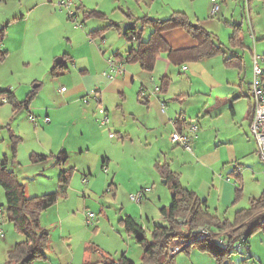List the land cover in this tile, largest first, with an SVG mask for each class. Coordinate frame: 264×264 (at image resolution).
I'll return each instance as SVG.
<instances>
[{"label": "crops", "instance_id": "1", "mask_svg": "<svg viewBox=\"0 0 264 264\" xmlns=\"http://www.w3.org/2000/svg\"><path fill=\"white\" fill-rule=\"evenodd\" d=\"M10 1L0 0L1 12L5 11ZM18 1L21 4V16L2 21L1 27L15 21L22 23L16 28L15 34L7 30L0 41L1 50L7 51L3 58L4 61L8 59L11 50L15 49L14 46L19 45L26 49V52L29 47L30 53H34L26 54L28 63L35 62L37 69L41 72L50 71L52 82L57 81L58 83V80L60 82L61 79L67 77L68 86L63 84L58 88L62 94L64 93L62 101L65 106L60 107L71 106L73 108L63 109L69 117L60 124L70 129L75 128L79 124V115L84 120L90 118L89 113L93 117L96 114L100 116V110L103 108L108 115L112 114V125L111 127L99 125V153L105 146L102 141L111 143L109 139L116 138V135H110V129L114 130L118 136L114 145L119 149V156L114 158L107 154L103 155L104 165L107 168L111 166V174H105L104 184H108V188L113 191V200L121 205L120 212L115 217L117 226L112 224L108 210L106 211L103 206L99 207V205L97 208V216L105 214V220L111 223L112 237L108 235L106 241L112 240L113 247L108 248L101 245V250L97 249L94 257L90 259H86L89 246L83 243L82 246L77 245L76 247L73 242L86 220V212L81 214L79 211L81 210L80 201L77 205L78 212L71 213L73 211H70L64 214L61 212L68 204L71 191L80 190L84 196L89 190L99 193L96 185L97 178L90 179L84 174L79 184L75 182L74 177L83 172L77 165L70 166L69 153L79 148L69 151L66 161L60 165L56 164V157L38 163L43 172L42 175H45L48 168L53 167L57 173V180L60 169L73 167L74 172L67 197L42 214L41 224L50 231L51 246L47 251V258L38 260L34 264H118L117 259L123 253L133 259L131 248H133L134 240L119 220L125 214H130L138 220V216H143L144 210L152 204H144L141 201L138 204L139 208L135 209L131 204L121 200L129 187L136 190L129 192L130 199H132L131 193L150 188L145 195L146 200L154 196L158 199L159 208L163 206L161 204L167 205L165 202H168L171 194L167 196L166 191L170 192L164 182L165 179L155 167L157 162L169 163L173 170L180 173L181 181L186 187L207 200V205L212 212H215L212 205L216 206V211L218 210L216 214L219 216L222 214L223 205L225 207L230 201L235 200L240 191L245 190L246 192L250 175L255 176L260 184L262 167L259 161L262 163V160L258 155L257 142L250 132L253 107L250 83L253 77L252 51L253 48L258 51L257 45H261L264 41L259 43L256 40L254 43L253 39L252 46L247 44L243 37L244 22L238 19L240 18L239 8L232 4V0H221L223 5H221L219 16L212 15L211 0H72L67 7L58 6L59 0ZM242 2L245 4L242 7V13L244 12L247 18L249 16L250 30V26L252 27L251 13L255 12L260 16L263 11H260L259 7L264 0H242ZM174 11L186 12L194 24L205 27L218 39H222V33L230 34L228 43L218 41L226 50V54L227 49L240 54L238 49L249 48L248 55L240 54L244 58V67L239 69L226 66L224 56L220 53L196 61L178 63L169 58L168 52H161L152 73L143 71L138 62L123 60L130 49L136 48L139 41L148 40L154 30L152 22H144V17L164 19L171 16ZM24 12L26 15L23 14ZM90 12H95V15H90ZM76 22L80 24L78 28L75 26ZM233 23H242V47H234L230 43ZM108 24L112 25L105 31H98L107 27ZM226 31L232 32L226 33ZM162 36L174 50L194 47L199 43L198 39L184 27L163 31ZM65 40L71 47L70 51L62 49L64 45L61 43H65ZM72 40L83 41L78 45L77 43L73 45ZM94 40L100 42L98 54L93 48ZM105 47L107 49H104ZM79 49L84 54L76 53ZM117 54L123 55V59L117 58ZM58 58L64 62V67L56 66L61 63L57 62ZM110 58L125 62L123 74L114 78L106 75ZM66 59L72 62L71 69L78 72L76 75L78 80L74 83H72L73 78H70L72 73L69 72L70 68L66 65ZM176 59V61L179 60L178 57ZM262 65L264 67V62ZM36 76L28 77L26 82L20 84L23 91H19L20 88L16 89L14 85L4 89L13 90L19 100L24 99L34 88H38V95L43 89L44 81ZM36 83L39 85L35 87ZM155 85L161 86L159 92L153 91ZM62 87H65V90H61ZM143 88H146L147 95L149 94V98L145 100H141L139 96ZM94 89L99 91V102H91V100L87 102L86 108L89 107L90 112L82 109L83 107L80 108L79 103L84 106L83 97ZM20 92H23L22 95ZM52 98L54 99L49 95L44 117L39 119L37 116V124L33 121L36 129L39 123L43 125L52 123L53 120L49 113L53 114L57 108ZM163 104L166 106L165 110H163ZM31 108L37 109L30 106L28 110ZM46 116L50 117L49 122H45ZM191 118H197L201 127L197 136L192 140L193 151L171 140L172 132L180 125L181 127L185 125L183 120L189 122ZM84 129L92 130L91 123L88 127L81 128V130ZM39 132L36 130L39 148L46 151L34 149L31 153L58 154L60 151H67L68 148L63 144L66 141L69 142L71 133L68 132L66 138L65 134L55 138L51 135L42 138ZM21 136L24 141V135ZM86 145L87 151L94 148L92 143H86ZM80 153L85 154V147L81 146ZM10 168H14V164ZM14 170L17 173V168ZM27 194L32 195V193ZM39 194L42 193L34 195ZM161 196H165V199ZM251 196V200L257 199L256 194ZM80 198L81 196L78 200ZM46 214L48 218H55L58 224L52 227L44 225L43 220ZM102 223L99 217L97 220L95 218L94 229L90 230V236H99V225ZM8 225L12 229L11 235L9 229L8 232L6 231L8 234L0 236L3 239L2 243L6 253L17 242L24 239L14 225ZM6 226L7 224L4 227Z\"/></svg>", "mask_w": 264, "mask_h": 264}, {"label": "rangeland", "instance_id": "2", "mask_svg": "<svg viewBox=\"0 0 264 264\" xmlns=\"http://www.w3.org/2000/svg\"><path fill=\"white\" fill-rule=\"evenodd\" d=\"M232 4L238 6L239 8L238 16L240 18L238 19L241 21L243 20L244 22L243 37L247 41V44L251 46L253 45L252 44L253 33L255 39L258 40L257 42L260 43L264 41V32H263L264 2L260 3L261 5L259 9L260 11H263L260 14V16L256 15L255 12L251 13L252 28L250 26V30H249V22H248L249 20L246 14H244V12L242 13V7L245 4H243L242 0H232ZM20 5L21 4L19 3L18 0H11L8 6L4 9L5 11L4 12L0 11V27L3 25L2 21L4 19L9 20L10 18L13 19L15 16H21L22 10H20L21 9ZM221 5H223L222 2ZM220 13H221V9L218 12H216V14H212V15L219 16ZM23 14L26 15L25 12ZM17 22L16 21L14 23L7 22L8 24L5 23L7 25L5 31L11 30V32L15 34L16 28L22 24L21 22L19 23V21ZM79 28L82 29V27ZM230 32L226 31V33H230ZM229 35L230 34L222 33L221 34L222 39H218L215 36L216 37L215 40H217V42L221 40L225 43H228ZM82 41L83 40H72L73 45L75 43H77L78 45ZM66 42L68 41L65 40V43H61L64 45V48L62 49L65 51H70L69 49L71 47H69ZM99 43H100L99 40L93 41V45L97 49H95L94 46L93 48L95 52H97V54L99 53L98 51ZM262 46L264 47V43H262L261 45L260 44L257 45V50L261 53H264V50H262L263 49ZM14 47L15 49L11 50L9 57L6 61H4L5 59L0 58V90L7 88L10 85H14L15 87H17L16 89L20 88L19 91H23L22 90L23 88L20 87V84L26 82V79L28 77H35L36 75H37L36 77H38L39 79L41 80L43 79L44 86L43 89L39 91V94L36 95V98H34V100L30 105L32 107H36L39 111H37V109L34 110L32 108L31 110H27L23 108L20 111L14 113L12 104L7 102L0 106V161L3 160L5 154L9 156L11 155L12 146L16 145L17 143L16 139L13 138L12 135H19V136L24 135V141L20 140V142L18 143V156L17 159H15L16 161H14V168H17V173L19 174L18 176L21 179V181L25 184L27 193H32V195H34L37 193L43 194V193L55 191L57 188L56 186L58 180L56 177L57 173L53 169V167L48 168L47 171L44 173L45 175H42L43 172L40 170L38 163H34L30 160V155L32 150L40 149L37 140L38 138L36 135V130L40 131L39 135L42 136V138H46L47 135H51L55 138L58 135H62V134H65L64 136L66 138V136L68 135L67 133L68 132L71 133V137H69V142L66 141L63 145H65V147L68 148L67 151L65 150L67 155L69 151L79 148L78 150H74L73 152L69 153L70 156L69 160H70V166L73 165L75 167V165H77L80 171L83 172L76 175V177H74V180L75 182H77V184H79V180L81 181V178L84 176V174L88 175L90 179H92V177L97 178L96 185L99 189V193L90 192L89 190L86 192L87 194L84 196V194L80 190L71 191V196L67 201L68 204L65 206V209H63L61 213L64 214L70 211H73L71 213H74V211L78 212L77 205L79 204L80 201L79 206L81 210L79 211L81 212V214H83V212L85 211L86 214L85 213L84 214L87 216V212L91 210L97 214L98 213L97 208L99 205V207L103 206L106 209V211L108 210V215L112 220V224H115V226H117L115 222L116 220L115 217H117V215L119 214L121 205L113 200L114 198L113 191L110 190V188H108V184L106 185L104 184L105 176H106L105 174L106 173H108L107 175L111 174V166L110 167L108 166L107 168V166L104 165L105 163L103 162V159H105L103 155L107 154L112 158H114L115 156H119V149L114 145L118 138L116 132L110 129V131L116 135L115 139H109L111 143L109 141L101 140L102 144H104L105 146L103 147L102 152L99 153V128L100 126L103 127V125H101L99 123V120L97 119L99 117L98 114H96L95 117H93L92 114L89 113L90 118L89 119L86 118L85 120L81 117V115H79L78 116L79 126L77 125L75 128L72 129L68 128V126L64 127L62 124H60V122H64L63 120L68 119L69 117L67 114H65L63 109L66 108L65 110H67L69 108H73L71 106L60 107V106H65V103H63L64 101H62V96L64 93L62 94V92H60L58 88L63 84L68 86V84L66 83L67 77L61 79L60 82L58 80V83L57 81L52 82L50 71L41 72L37 69V64H35V62L28 63L26 54L30 55L31 53H34V52L30 53L29 47H27L28 48L27 52L26 49L20 47L19 45ZM104 49L107 48L105 47ZM238 51L240 52V54L245 53L246 55H248V52H250L249 48L247 47L245 49H238ZM76 53L80 55L84 54L80 49L77 50ZM232 53H233L232 51L227 49V55H230ZM65 61L67 63L66 65H68L70 68L69 72L72 73V75H70V78H73L72 83H74L78 80V78H76L78 72L76 70L71 69V66L73 65L71 61H69L68 59H66ZM20 93H21L20 95H22L23 92ZM49 95L54 97V99L52 98V101L53 104L57 106L53 114L49 113L53 121L50 125H43L39 123L38 124L39 126L36 129L35 124L30 119L29 115L32 113L36 117L38 116L39 119L44 117V115L46 114V107H47L46 105L49 103L47 101L49 100ZM21 97L23 98L24 96ZM94 101L95 99L91 98V102ZM86 104L87 103H84V106H82L83 104L79 103V107L80 108L83 107L82 109H87V111L90 112L89 107L86 108L87 106ZM109 115H110L109 116L110 124L108 127H111L112 114ZM54 120L57 121L55 122ZM89 123H91L92 130H88V129L81 130V128H83L84 126L88 127ZM55 142L57 141L55 140ZM86 143H92V146L94 148H92V150L90 151H87ZM81 146L85 147L84 155L80 153ZM40 151H46V150L40 149ZM40 153H44V152H40ZM259 164L262 167V173H261L262 175L259 178L260 184L256 181L257 178L255 176L250 175V178L247 181L246 192L245 190L240 191V193L237 194L235 200L230 201V203L225 207L223 205L222 214H220V216L216 214L218 212V210L216 211V206L212 205V209L215 211L213 213H215V215L218 216L220 220L234 221L237 211L243 208L252 207L253 199L251 200L250 198L252 197L251 195L256 194L258 199V197H260L264 193V191L262 192V189L264 188V162L262 161L261 163L259 161ZM10 166H13V164H10ZM106 168L108 170H106ZM159 182L165 184L164 182L161 181ZM131 191H136V190L132 189V187H129L127 192L124 194L123 200L121 201L124 203L126 202L131 204L135 209L136 207L139 208L138 207L139 203L130 199L128 196L129 192ZM158 192L161 193V190L159 191L158 189ZM166 192H167V196H170L169 194L171 193H168V191ZM79 196H81V198L78 200ZM163 199H165V196L163 197ZM171 200H172V195L170 196V199H168V202L165 203L169 205ZM0 203H3L4 205L6 204L4 189L1 186H0ZM142 203L152 204L150 205V207L147 206L146 209L144 208L145 210L143 212V216L140 215L138 216V220L144 226L145 230L147 231V235L150 238L152 234V230L154 229L155 225H159V224L166 225L167 220L160 212V208L157 206L158 199L156 197L152 196L147 200L146 197H144ZM261 214H262V208H255L254 211L249 216L245 217L242 220V222L246 223L247 221H251V219L258 217ZM98 217L99 220L103 222L102 225H99L100 226L99 236L97 237L90 236L89 234L90 230L94 229L95 224L88 225L86 223V220H84L85 224L83 223V227L81 228V231L77 233L78 235L73 240L76 247L77 245L82 246L83 243H86V246H89L86 252V259H90L94 257L96 250L97 249L98 251L99 249L101 250V245L102 247H108V248L113 247L112 240L106 241V239H108V235L112 237L111 223L107 219L105 220V214L104 215L100 214V216L96 217V220L98 219ZM43 223L47 227H52V225L56 226V224H58L56 223L55 218L52 217L48 218L47 214L44 217ZM5 224H7L6 227H4ZM8 224L13 225L12 222L5 219L3 228L5 234H8L6 233V231L8 232V230L10 229L9 234L11 235L12 229L11 226ZM211 228L212 231L214 230L215 232H217L215 236L211 238H221L222 235H225L224 232L229 231L228 228L219 229V227L217 226L214 227L211 226ZM131 236H132L131 237L132 240H134L133 248H131V257L137 263H140L143 254V248L141 247L140 244L137 243L135 237L133 235ZM2 241L3 239L0 237V264H8L6 263L7 253L4 250L5 247H3ZM184 241L187 242L186 243L183 242L181 247H184L188 242H190V240L188 239ZM130 245H131V241H130ZM204 245H205L204 243L196 241L191 244V247L188 250L182 249L181 251L177 252L176 264H260L261 262L264 263V226L257 227L254 230L253 234L251 235L250 246H249L250 254L248 253L243 254L242 252L235 251L231 254H225L222 257V259L219 260L217 255H215V252H217L220 249L219 248L207 249L204 247ZM222 247L223 246H221L220 248ZM250 255L252 256L250 257ZM37 264H41V263H37Z\"/></svg>", "mask_w": 264, "mask_h": 264}, {"label": "trees", "instance_id": "3", "mask_svg": "<svg viewBox=\"0 0 264 264\" xmlns=\"http://www.w3.org/2000/svg\"><path fill=\"white\" fill-rule=\"evenodd\" d=\"M90 15L94 16L95 12H90ZM143 20L144 22L151 21L154 26L149 39L139 41L137 47L130 49L125 57L117 54V58L121 57L123 59L124 57L123 60L126 62L135 61L140 63L143 71L152 73L155 70L157 57L161 52H168L169 58L178 63L189 60L196 61L220 53L224 56V64L226 66L237 67L239 69L244 67L242 55L235 53L227 55L224 47L220 42L215 40V35L198 24L194 27V23L186 12L174 11L171 16L164 19H149L144 17ZM110 25L112 24H108L107 27L98 31H105ZM6 26L0 28V41L6 34ZM176 27H184L192 33L198 39V45L181 50L171 48L163 38L162 32ZM232 27L233 33L230 36V43L234 47H242V23H233ZM6 54L7 51H2L0 48V58H5ZM177 57L179 58L178 61H176ZM64 65L62 61L56 66L62 68ZM37 91L38 88H34L28 92L24 99L19 100L13 90L9 88L2 89L0 90V106L5 104L1 98L7 96L8 103L13 106V112L20 111L23 108L28 110L37 95ZM139 96L141 100L149 98V94L142 95L141 92ZM183 122L185 125L182 127L180 125L176 130H183L189 125V122H186V120H183ZM12 137L16 139L17 143L12 146L11 155L5 154L3 160L0 161V186L4 189L6 198V204H1L0 210L3 219L2 226L5 219H7L13 223L15 229L24 236V239L17 242L8 250L6 261L8 264H34L38 260L47 258V251L51 246L50 231L41 224L42 214L61 199L67 197L74 168L60 169L58 173V186L55 191L39 195H28L25 184L21 181L16 171L10 168V164H14L15 159H17L18 143L22 140V137L19 135H12ZM51 157H56V164L60 165L66 161L67 154L65 151H60L58 154L31 153L30 155V159L34 163L47 161ZM155 167L162 178L165 179L166 185L172 195L170 204L160 207V212L166 218L167 224L155 225L149 238L144 226L134 216L125 214L120 218L119 222L124 225L126 230L135 237L137 243L143 248V254L141 262L137 263L123 253L117 259L118 264H176V253L182 249L188 250L191 244L196 241L204 243V247L207 249L219 248L220 250L215 252L219 260L225 254H231L235 251L250 254V237L257 227L264 226V222H261L264 214L262 213L260 216L246 223L242 222V220L249 216L255 208H264V193L258 199H253L252 207L237 211L234 221H223L209 209L206 199L201 198L197 192L189 189L182 183L180 173L173 170L169 163L157 162ZM96 217L97 214L95 213L93 223ZM93 223L91 224L93 225ZM200 226H217L219 229L228 228L229 231H226L228 233L227 244L222 245L216 238L201 234L197 230ZM242 236H244L243 245L239 250H235L236 247L231 245ZM187 239L190 242L181 247L183 242H187L184 241ZM175 246H180V250L172 253L171 249ZM219 246L223 247L220 248Z\"/></svg>", "mask_w": 264, "mask_h": 264}, {"label": "built area", "instance_id": "4", "mask_svg": "<svg viewBox=\"0 0 264 264\" xmlns=\"http://www.w3.org/2000/svg\"><path fill=\"white\" fill-rule=\"evenodd\" d=\"M72 0H59L57 2L58 6L60 7H67L69 6L70 2ZM212 2V8L211 13L216 14L221 9V0H211ZM248 20L249 16H248ZM80 24L79 22L75 23V26L78 27ZM252 28V27H251ZM252 38L254 39V43L256 42L254 33L252 35ZM252 62H253V77L250 84V95L253 101V107H252V114H251V120H250V132L254 139L257 142V151L258 155L260 156L261 160L264 162V68L262 63L264 62V54L258 53L256 49L254 48L253 54H252ZM125 72V62L123 60H118L115 58H110L109 60V68L106 72V75L110 78H114L118 75H121ZM61 90H65V87H62ZM161 90L160 85H155V88L153 89L154 92H159ZM147 89L143 88L141 93L142 95L147 94ZM91 98H94L95 101L99 102V91L97 89L91 90L89 93H87L83 97L84 103H87L91 100ZM1 100L5 103L8 102L7 96H3ZM165 104H163V110H165ZM99 112V110H98ZM100 116L97 118L102 125H108L110 124V118L106 110L103 108L100 110ZM30 119L34 121L36 124L38 123V119L34 114L29 115ZM45 122H49L51 119L49 116H46L44 118ZM200 126H199V120L197 118H191L189 121V125L185 127L183 130H175L171 134V140L173 142H178L182 144L185 148H187L190 151H193V145L192 140L194 137L197 136L199 132ZM111 136H114V133L110 134ZM150 191V188H143L135 193H131L130 196L132 200L140 203L147 192ZM262 213L264 214V208L262 209ZM95 217L94 212H88L87 217V223L91 224L93 223V218ZM261 222H264V217L261 218ZM3 219H2V212L0 210V236L3 237L4 229H3ZM197 230L201 232V234L207 236V237H213L217 232L214 230L212 231V228L210 226H200ZM225 235H222L221 238H216V240L219 241L222 245L227 244V232H224ZM226 236V237H224ZM242 236L239 240L236 242H233L231 246H235V250H239L240 247L243 245V238ZM180 250V246H175L171 249L172 253H175ZM264 264V263H260Z\"/></svg>", "mask_w": 264, "mask_h": 264}, {"label": "water", "instance_id": "5", "mask_svg": "<svg viewBox=\"0 0 264 264\" xmlns=\"http://www.w3.org/2000/svg\"><path fill=\"white\" fill-rule=\"evenodd\" d=\"M193 26L194 27H196L197 26V24H193ZM57 62H61V58H58L57 59ZM39 84L38 83H36L34 86L36 87V86H38ZM164 182H166L165 180H164Z\"/></svg>", "mask_w": 264, "mask_h": 264}]
</instances>
